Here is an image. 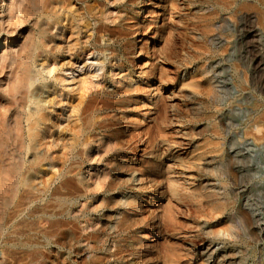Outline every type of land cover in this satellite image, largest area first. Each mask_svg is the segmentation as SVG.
<instances>
[{
    "label": "rangeland",
    "instance_id": "374dc122",
    "mask_svg": "<svg viewBox=\"0 0 264 264\" xmlns=\"http://www.w3.org/2000/svg\"><path fill=\"white\" fill-rule=\"evenodd\" d=\"M147 1L135 0L131 5L135 22L141 28L140 33L125 40L128 54L117 55L121 60L117 56L113 59L109 52L106 57L91 45L84 51L81 46L69 50L68 38L58 28L53 29L56 42L65 38L62 44L65 48L56 54V61L51 55L47 58L49 65L55 63L56 71L48 75L45 68L42 73L57 87V94L45 95L47 99L55 97L53 111L49 112L56 124L44 140L53 141L51 150L41 148L48 156L47 175L37 176L39 192H26L25 187L21 192V187L12 204L0 209V264L30 263L33 252L38 250L45 254L42 264H51L47 259H51L55 247L42 231L46 233L49 229L46 220L51 190L66 175L73 177L77 197L72 201L73 219L82 232L78 229L76 236L77 248L83 252L78 255L72 252V259L83 262L115 250L112 236H103L102 250L97 252L95 240H84L82 228L89 224L90 230L102 232L104 226H110L111 232H115L117 222L128 215L133 220L129 237L134 235L133 242L140 246L138 253L130 255V250L125 253L119 264L137 261L141 264L144 258L143 264H162L161 260L153 263L155 256L151 255L159 247L172 245L182 247V252L198 251L200 264H215L213 260L231 249L245 250L243 264H264V0H172L171 5V0ZM174 2L180 5L176 7ZM145 20L147 28L142 27ZM20 27L27 35L29 26ZM16 33L7 42L3 40L5 33L1 34L0 53L18 51L15 44L23 40V35ZM101 43L107 44L105 39ZM103 58L106 60L102 64ZM119 61H125L131 68L121 72L113 67ZM32 69L35 74L42 71L37 65ZM125 74L133 78L126 83L143 86L138 107L136 96L132 98L134 101L126 102L132 110H140L137 109L139 121L131 129L142 135L133 138L131 130L126 131L127 141L122 138L124 147L117 149L113 157L105 152L104 142L99 151L95 149L89 155H77L82 148L78 147L63 164L66 142L76 119L74 108L81 100L83 87L88 86L86 97L109 96L120 85L116 80ZM59 76L66 79L57 82ZM33 155L29 151L25 158L31 160ZM53 157L58 159L56 168L50 166ZM120 160L133 166L121 169L117 166L120 163H116ZM43 179L56 180L45 191ZM104 179L107 183L118 181L120 187L99 188L98 180ZM173 189L176 194L171 192ZM135 197L141 208L130 210L125 202ZM107 198L117 202L116 207L104 208L102 201ZM166 205L176 209L177 227L165 224L159 233L157 227L161 226V212ZM107 214L112 215L109 221ZM165 226L169 228L167 231ZM114 235L124 244L125 233ZM123 249L127 246L123 245ZM208 259L210 263L206 262Z\"/></svg>",
    "mask_w": 264,
    "mask_h": 264
},
{
    "label": "bare ground",
    "instance_id": "6f19581e",
    "mask_svg": "<svg viewBox=\"0 0 264 264\" xmlns=\"http://www.w3.org/2000/svg\"><path fill=\"white\" fill-rule=\"evenodd\" d=\"M134 1L135 0H15V2H12V0H0V9L2 13L0 16V39L2 38V33H5V37H3V40L5 39L6 42L10 40L9 36L15 37L17 35V31L20 36L23 35V40L15 44V46H19L17 52L7 50L5 53H0V209L7 207L10 203L12 204L11 201L14 200L17 192L21 187H23V189H21V192L22 190H24V187L26 188V192L27 190H30L32 192L38 190V187H36V181L39 177L37 178V176H40L41 173H46L47 175L45 161H47L48 156L46 155V153H44L45 151L42 152L41 148L47 147L49 150H51L53 141L51 140L49 142H44V140L48 138L46 136V133L49 132L50 129L56 124L52 123L53 116L49 112V110L53 111L52 107L55 97L47 99L45 95H51L53 92L57 94V87L56 83L54 84L51 81H48L42 73L43 71H45V68H48V75H52L56 71L55 63H53V65H49L47 58L49 55H51L54 57L53 61H56V54L58 52H61V50H64L65 48V46L62 45L65 42V38H63V41L61 40L60 42H56L57 35L53 32V29L58 28L59 33H62V36L65 35L66 38H68L69 50L77 49L81 46V50L83 49L84 51L85 48L91 45L93 48L97 49L99 53L105 55L106 57L108 52L111 53V57L113 59H116L117 55H121L122 57V54L124 56V54H126V50L128 49L127 42H125V40L129 36L132 37V35L140 33L139 31L141 25H139L138 22H135L136 17L132 15L133 9L131 8V5L134 4ZM173 1L171 0V3L169 5H171ZM147 2L149 3V0ZM229 3H232V1ZM175 4L176 3L174 2V5ZM6 13L8 14L5 15ZM165 18L167 17L165 16ZM230 18L235 19L232 17ZM145 23H147V21L142 24V27L145 26L147 28ZM23 24L29 26L27 35L23 34V28L21 29L20 27ZM104 39L107 42L106 45L101 43V41H103ZM111 41H113V43H111ZM116 45L119 46L120 51H118V47H116ZM119 57L118 60L120 59ZM105 60L106 58H103L100 62L103 64ZM35 65L41 67L42 71L39 70L41 72L38 71V74H35L32 69ZM113 67L123 72L130 67V64H126L125 61H119L115 63ZM65 79L66 78L62 76L56 77L57 82L64 81ZM132 79L133 78L131 77V75L128 76L127 74L119 77L116 81L120 85L116 88L115 91L109 92L108 95L110 97H101L98 95L86 97V95L88 94V86L83 87L84 89L80 95L81 100L74 108L76 119L74 127L71 128V137L66 142V145L68 147L63 154V164H66V161H68L70 157L69 154L73 153L72 151L78 147L82 148L77 151V155H89L95 149L99 151L102 143L104 142L105 144L103 145V147L105 148V152L113 157L117 149L119 150L124 147L123 141L125 140H122V138H125L124 134H126V131L130 129V137L133 138L142 135V133H135V131L131 129L133 127L132 124H134V122L138 123L139 121L137 115L140 113V110L138 108H133L134 110H132L131 106H128V103L133 100L132 98L134 96H136V100H134L137 105L139 103V99L141 98L139 94L143 90L142 85L136 87L131 86L130 83H126L128 80L132 81ZM128 100L129 102L126 103ZM109 111L116 113H113L112 115L111 113H108ZM133 117L135 119H133ZM136 123L134 126H136ZM123 125L125 126L122 127ZM142 137L143 136H141L140 138ZM125 139L127 141V138ZM132 144L134 143L132 142ZM29 151H32L34 154L31 160H27V158H25L26 154ZM54 152L55 151L53 150L52 153ZM115 157H117V155ZM57 161L58 159L56 157L51 158L50 166L52 168H56L58 165ZM114 161L115 160L113 159V162ZM125 161L120 160L116 162L120 163L117 166H119V168L121 169H123L124 167L130 168L133 166L131 162L126 163ZM106 165L108 166L109 164L106 163ZM134 167L136 168L135 165ZM71 170L70 172H72ZM67 172L70 175L69 171ZM71 178L67 175L64 176L58 183V185L52 188L50 194L51 199H49L51 201L50 203H48V206L46 205L49 209L45 208L49 210V217L46 220L49 223V229H46V233H44L45 230L42 231L40 229V231H42L43 235L49 239L51 245L55 247L52 252L53 256L50 254L52 257L51 259L47 260H51L49 261L51 264H119V262L126 257L125 253H127L129 250L130 255H132L133 253H138V246H140V244L138 245L137 243L133 242L136 238L134 237V235L129 237V234L131 235L132 232L131 229L133 226V220L131 221L128 215H124L117 222L115 232H111L110 226H104L103 229L101 228L102 232H97L100 229L90 230V227L87 228L89 224L86 226V228H82V231L85 232L83 233L84 236L82 235L83 237H85L84 240H95V250L97 252L99 250H102L100 243L103 244V236H107L108 238L109 236H112L111 238H113V243L116 244L114 246L115 250H112V252H109V254H106L104 256H102V254H104L102 253V257L97 254L98 256H92L90 259H88L87 261L84 260L83 262L82 260L80 262L79 259V261H77V259L71 258L72 252H75L78 255L80 251H82L77 248L79 238H77L76 235H78V233L76 232L79 229L78 227L80 225H78L77 227L76 220L73 219L75 203H73L72 201L77 197L76 195H74L75 192L72 184L73 181ZM55 180H42V182H44L45 191L50 190L51 186L53 185L52 183ZM118 180L121 181L120 179ZM172 181L173 183H175L174 180ZM119 184L120 183H118V181L117 183L116 181H109L107 183L106 179L102 181L98 180L97 182L99 188L102 187V189L105 188V190H113L115 188H119ZM170 186H173V184ZM170 186L169 189L172 188ZM36 192H39V190ZM171 192H174L173 194H176L177 190L173 189V191ZM36 196L38 198V195ZM137 201V198H133L127 200L125 204H127L130 210L139 209L141 207L137 206L139 205V201ZM117 204V202L115 203L109 201L108 198L103 199L102 201V206L106 209L113 208L114 206L116 207ZM174 204H172L173 207L175 206ZM169 206L166 205V207H164L162 210L163 213L161 212V226L157 227L159 233L163 230L162 226L164 227L165 224H167L166 226L168 227L176 224V209ZM110 218L112 219V215L107 214L106 220L108 219L109 221ZM177 223L179 222L177 221ZM181 225L183 226L182 222ZM242 225H244L243 222ZM166 226L165 228H167V231L170 227L168 228ZM172 228H174V226ZM116 232H118L119 234L125 233L124 238L122 239L124 244L120 242V237L116 238L118 237L114 235ZM79 233L82 232L80 231ZM231 235H233V233H231ZM123 245L127 246V249H123ZM60 249H62L63 251ZM180 249L179 247L173 248V245L172 247H163V249L159 247V249L157 248L155 254L151 255L153 257L155 256L154 258H152V261L153 263H156L158 260H161L162 264H184V262H186L185 264H200V260H198L196 257L198 251H196L195 249H190L187 251L184 250L185 252H182V249ZM38 251H35V253L33 252L34 255L31 256V262L27 264H42V261L45 258V254L44 252ZM244 254H246L244 249H231L230 251L222 253L220 257H217V260L215 259L213 261L215 262V264H243L245 259ZM190 256L191 258H189ZM185 257H187L188 259L186 258V260H184ZM144 259H142L141 261H145ZM209 260L211 259H208L206 262L210 263ZM139 262L140 261H137L134 264H139ZM142 262L141 264H143Z\"/></svg>",
    "mask_w": 264,
    "mask_h": 264
}]
</instances>
